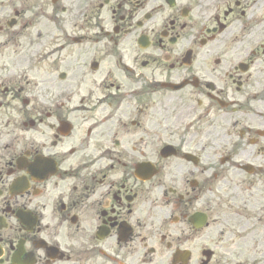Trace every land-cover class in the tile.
Returning <instances> with one entry per match:
<instances>
[{
  "label": "flooded vegetation",
  "instance_id": "af4514ba",
  "mask_svg": "<svg viewBox=\"0 0 264 264\" xmlns=\"http://www.w3.org/2000/svg\"><path fill=\"white\" fill-rule=\"evenodd\" d=\"M49 3L67 8L31 29L0 0V264H202L231 176L263 170L242 171L236 142L220 156L197 140L213 111L244 113L253 64L223 36L248 3L39 0L40 12ZM59 47L80 49L64 77L42 67ZM256 135L237 143L260 147ZM256 221L247 264H264Z\"/></svg>",
  "mask_w": 264,
  "mask_h": 264
},
{
  "label": "rangeland",
  "instance_id": "374dc122",
  "mask_svg": "<svg viewBox=\"0 0 264 264\" xmlns=\"http://www.w3.org/2000/svg\"><path fill=\"white\" fill-rule=\"evenodd\" d=\"M245 1L248 6L243 12L244 15L239 13L238 16H233L229 36L228 34L223 36V38L228 39L229 52H232V58L237 60L236 62L249 61L253 64L249 87L247 91L244 90L247 92V96L245 94L243 96L242 94L235 96V98L241 99L244 113L222 115L221 113L217 114L219 111H213L209 114L210 116L204 117L201 124H199V131L203 133L197 140L201 138L206 140V142H212L210 146H214V150L220 156L231 152L230 142H236L235 144L239 145L235 149L238 154L237 161L241 164H250L255 168L261 167L263 170L255 177L231 176L233 189H231L230 197L232 199L225 197L227 205L216 206L213 217L217 222L215 221L210 228L203 231V251H214V257L210 264H247L246 245L244 242L245 231L258 226L256 225V220L258 219L262 230L264 227V224H262L264 222V138L261 139L260 147H255L245 142L237 143L240 141L239 132L241 130H251L253 136H257V131L264 132V0ZM11 2L12 8H14V5H17V8H24L27 17L32 14V20H35V22L33 26H27V28L31 29L36 28L37 26H34L38 22H40L39 28H52V22H48L44 17L52 14L53 7H56L55 12L58 13H62L61 8H67L66 4L54 6L49 3L45 4L40 12L39 7L41 4H39V0H11ZM37 13L38 15H36ZM29 23L30 21L27 20V24ZM254 25H257V27L261 25L263 32L257 40L258 43L251 47L244 38ZM79 50V48H69L64 51L61 49H50V52L43 57V72L50 66H53L56 71L59 65L63 66V70L60 69L59 71L67 70L66 68L74 61L75 55L79 53ZM252 50H255L256 53L252 54ZM57 57L58 59H56ZM57 76L58 74H56ZM43 85L46 84L43 83ZM243 186L244 189H242ZM248 211L253 213L246 218ZM232 214L235 215L232 217ZM238 214H241V216L237 221ZM225 218L226 220L223 221ZM242 219L244 221L243 224ZM253 219L255 220L252 221Z\"/></svg>",
  "mask_w": 264,
  "mask_h": 264
},
{
  "label": "bare ground",
  "instance_id": "6f19581e",
  "mask_svg": "<svg viewBox=\"0 0 264 264\" xmlns=\"http://www.w3.org/2000/svg\"><path fill=\"white\" fill-rule=\"evenodd\" d=\"M262 30V26L260 25L259 27L252 26L250 30L248 31V34L245 38V41L249 43L250 46H254L257 44V40L260 37V32Z\"/></svg>",
  "mask_w": 264,
  "mask_h": 264
}]
</instances>
